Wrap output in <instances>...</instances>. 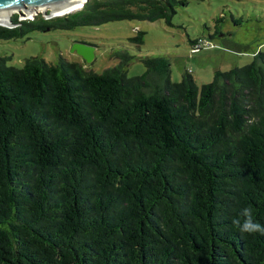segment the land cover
I'll return each mask as SVG.
<instances>
[{"label":"trees","instance_id":"trees-1","mask_svg":"<svg viewBox=\"0 0 264 264\" xmlns=\"http://www.w3.org/2000/svg\"><path fill=\"white\" fill-rule=\"evenodd\" d=\"M177 3L87 0L48 19L14 14L0 39L169 21ZM116 57L102 73L0 58V264H264V235L232 223L250 207L264 224V53L200 87L188 72L172 83L165 57L142 58L134 77L132 56Z\"/></svg>","mask_w":264,"mask_h":264},{"label":"rangeland","instance_id":"rangeland-1","mask_svg":"<svg viewBox=\"0 0 264 264\" xmlns=\"http://www.w3.org/2000/svg\"><path fill=\"white\" fill-rule=\"evenodd\" d=\"M178 1L169 21L115 20L72 29L27 28L21 38L0 39V58L16 68L29 57L51 63L62 58L102 73L118 63V51H126L132 56L126 74L134 77L145 71L142 58L162 56L169 61L172 83L180 82L188 72L200 87L212 81L216 70L247 65L255 53H264V0ZM139 35L141 42L135 40ZM196 40H209L211 46L193 52ZM74 42L94 48L91 62L71 51Z\"/></svg>","mask_w":264,"mask_h":264},{"label":"water","instance_id":"water-1","mask_svg":"<svg viewBox=\"0 0 264 264\" xmlns=\"http://www.w3.org/2000/svg\"><path fill=\"white\" fill-rule=\"evenodd\" d=\"M87 0H0V25L5 27H14L11 17L17 14L21 20L30 17L31 13L34 15L40 13L44 18H52L61 16L57 13L63 12L76 6L79 10ZM72 11V12H74ZM71 13V12H68ZM64 13V14H68ZM33 15V16H34ZM71 51H75L86 62H91L94 58V48L81 42H74Z\"/></svg>","mask_w":264,"mask_h":264},{"label":"clouds","instance_id":"clouds-1","mask_svg":"<svg viewBox=\"0 0 264 264\" xmlns=\"http://www.w3.org/2000/svg\"><path fill=\"white\" fill-rule=\"evenodd\" d=\"M239 216L243 219L237 218L232 221L239 232L264 235V224L255 221L252 208L245 207L241 209Z\"/></svg>","mask_w":264,"mask_h":264},{"label":"built area","instance_id":"built-area-1","mask_svg":"<svg viewBox=\"0 0 264 264\" xmlns=\"http://www.w3.org/2000/svg\"><path fill=\"white\" fill-rule=\"evenodd\" d=\"M210 46H211V42L209 40L198 41L191 50L195 52V51H199L204 47L207 48Z\"/></svg>","mask_w":264,"mask_h":264},{"label":"bare ground","instance_id":"bare-ground-1","mask_svg":"<svg viewBox=\"0 0 264 264\" xmlns=\"http://www.w3.org/2000/svg\"><path fill=\"white\" fill-rule=\"evenodd\" d=\"M80 6L78 5V6H76L75 8H72V9H69V10H66V11H63V12H59V13H57L58 15H60V14H62V15H64V13H68V12H72V11H74L75 9H77V8H79ZM31 15H32V13H31ZM28 18V17H27Z\"/></svg>","mask_w":264,"mask_h":264}]
</instances>
